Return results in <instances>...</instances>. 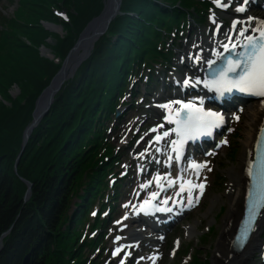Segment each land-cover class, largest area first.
Returning <instances> with one entry per match:
<instances>
[{"label": "trees", "instance_id": "obj_1", "mask_svg": "<svg viewBox=\"0 0 264 264\" xmlns=\"http://www.w3.org/2000/svg\"><path fill=\"white\" fill-rule=\"evenodd\" d=\"M27 4H32L30 10L14 20L18 27L8 26L19 29L26 40L10 48L6 36L0 41V238L9 231L3 238L0 264H85L83 253L97 246L93 236L103 222L81 240L76 221L99 195L97 190L108 188L101 182L112 169L115 154L95 151L109 130L104 118L112 120L129 75L138 78L157 66L170 67L174 48L170 42L187 30L189 17L196 24L206 21L212 3L122 0L121 14L57 93L50 112L30 136L21 158L26 166H19L15 173L14 163L25 127L33 121L38 95L61 68L87 23L104 9V0H31ZM56 9H65L69 19L55 16ZM44 21L60 25L63 34L48 30ZM44 46L53 58L40 53ZM13 86L20 89L16 98L10 92ZM23 179L32 184L28 201L23 198L28 189ZM74 197L80 201L69 215Z\"/></svg>", "mask_w": 264, "mask_h": 264}, {"label": "rangeland", "instance_id": "obj_2", "mask_svg": "<svg viewBox=\"0 0 264 264\" xmlns=\"http://www.w3.org/2000/svg\"><path fill=\"white\" fill-rule=\"evenodd\" d=\"M27 1L31 0H0V41L6 36L8 38L6 41L7 48L26 40L25 36L20 34L19 29L15 30L13 28L18 27L14 20L20 15H25L27 9L30 10L29 6L32 4L28 5ZM209 1L212 3V7L208 11V15H210L209 19L215 18V15L230 17L231 12L240 7V0H227L229 6L225 11L230 13L229 15L224 14L222 12L223 10L218 9L213 0ZM53 12L55 16L63 20L69 19L65 9H56ZM247 13H251L252 15L264 14V3L262 6L252 7L251 10H247ZM47 23L50 22L44 21V25ZM9 24L13 27L11 30L8 28ZM206 25L203 24V26L198 25L194 27L189 35V32L185 31L186 36L177 42V48L175 49L177 54L174 55L175 51L172 50L174 55L171 59L172 65L169 64L170 67H168V65V68L156 67L154 69L156 73L153 75L154 80L151 85L147 83L148 76L140 81V79L132 78V76L129 75L126 92L124 91L123 95L118 97V106L112 120H106V118H104L105 126L109 127V130L103 135L95 151L104 155V153L113 150V154H115L111 157L113 160L111 162L113 167L108 171L105 177L102 178L101 182L104 184L107 183L108 188H105V190H97L99 191V195L93 199L95 203L93 204L92 202L88 205L84 212V216L76 221L78 224V231L81 234L79 239L81 240H84L86 235L91 236L93 231L96 232L97 226L95 225H97L98 222H103L102 228L93 236L95 237L94 239L98 240L97 246L90 250H86L85 253H83L84 250L81 252L86 256L84 260L85 264H196L197 262L212 264L213 252L215 251L218 244L217 241L222 233L221 225L227 214V208L225 206L227 201L226 193L229 191L230 183L227 171L233 164L238 166L237 162L240 156L241 140L243 138L242 128L245 115L241 106H238L235 110L226 112L229 117L226 121V130L223 132L224 134L222 136L217 138V142L221 143L222 146L210 149L206 155L212 159L210 160L209 158L207 163L212 161L208 177L210 182L213 180V183L208 188L207 192L203 190L206 192L204 199L201 202L199 199L196 200L195 205L184 213L183 219L180 220L182 215L172 223L167 224V226L163 228L162 233H157L152 230L143 232L142 230L140 235L130 236L134 231L137 232L141 228H138L129 218V214L132 210L136 209L139 204L144 203L148 194L157 189L159 182L155 181L156 176L161 177L163 174L162 177H164V179H162V182L167 183L169 179L172 177L177 178L180 174L175 168L170 171L164 170L161 164H159L161 165L159 166L160 168L153 169L146 174H141L140 171L146 170L151 162L160 159L157 152L160 151L161 147H165L166 143H162L161 147H156L158 143L155 142V129L158 125H164V118L163 115L157 111L158 108L156 109L155 107H157V105H162L161 102L165 101L164 99H168V97L172 95L171 93H175L180 89V80L177 81L179 82L178 86L172 83L170 84L167 81L164 89L162 87V80H164L163 78L165 75H168V80L175 82L174 80H176L175 78L178 76V73H183L182 69L177 65L179 62L181 63V54L186 51L185 46L198 36L204 35V37H209V34H212L214 30L210 31L208 28L206 31L204 28ZM57 26L61 27L60 25ZM230 28L231 26H227V28L221 31L224 33V31ZM63 31L64 30L55 32L63 34ZM44 48H46L49 53L44 54L41 53V51L40 53L50 58L49 54H52V52H50L48 47L44 46ZM65 59L66 57L61 61L62 65ZM56 61L58 60L56 59ZM84 61L78 64L74 73L75 75ZM169 68L170 71H167ZM148 87L149 89H153H151L152 92H145V89ZM132 89L136 90L134 96H132L131 93ZM10 92L12 97L16 98L20 94V89L13 86ZM163 94L164 96L161 100L156 103L155 101L157 98ZM192 96L193 95L186 96L185 98L190 100ZM128 103L131 104V106H126L124 118L122 120L118 119L116 116L118 108ZM132 105H134L133 108ZM236 117H239V119ZM36 127L32 129L33 132ZM82 137L83 136H81V138ZM228 138L231 139L230 145L227 141ZM19 154V157L17 156L14 163L15 173H17L19 166H26V161L21 159L24 153L21 157ZM165 156L164 158L161 157L162 163L166 161ZM30 168L34 167L30 166ZM23 181L27 186L26 182L28 180L23 179ZM31 188L32 186L30 188L28 186L23 197L26 201L30 198ZM109 194L112 198L110 201L109 199L107 200ZM114 194H117V196L115 197ZM216 197V204L209 209L212 200ZM100 200H103L106 206L102 207L101 204L103 203H100ZM79 201L77 197L73 198L70 205L71 208L68 211L69 215H72L73 211L77 209L74 203ZM134 205L135 207H133ZM80 220L82 221L81 224ZM89 226H92L93 230L89 228ZM189 226L192 228L191 233L188 232L187 229ZM117 237H119V239H117ZM258 240L261 249H253L250 253V258L242 262V264L262 263L264 257V254L261 252H264V227L261 230V235ZM117 249H120V251L116 255H113ZM259 250L261 251L259 252Z\"/></svg>", "mask_w": 264, "mask_h": 264}, {"label": "bare ground", "instance_id": "obj_3", "mask_svg": "<svg viewBox=\"0 0 264 264\" xmlns=\"http://www.w3.org/2000/svg\"><path fill=\"white\" fill-rule=\"evenodd\" d=\"M243 1L241 0V2H239L240 7H243ZM105 3V2H104ZM224 14H229L227 13V11H225V9L222 11ZM230 18L232 19V22H234V26H231V29H229L228 31L224 32V33H220L217 36H212L210 35L209 37H204V35L202 36H198L196 39H194L192 42H190L188 45L185 46L186 51L182 52L181 54V62H183V64L178 63V67L180 69H182L185 73H188L186 75V78H188V80H195V81H201V76H199V71H202V68L204 66V64H207L206 62L210 61V59H213L214 57H216V55L218 53H220L221 51H224V47L222 45L227 44L228 46L236 43L238 41V39L233 36V34L231 33L232 31L234 32V34H240L238 32H241L242 30H248L247 34H252L251 33V29H253L254 27H257L261 21H264V14H251V13H247V10H244L243 12H239L236 10H233L231 12V16ZM190 24V23H189ZM199 57V60H195L194 57ZM183 67V68H182ZM154 72H149V73H145V74H141L137 79L144 80V78L146 76H148V85L153 83L154 80ZM171 78V77H170ZM184 79V78H183ZM162 84L167 83L166 78L162 81ZM66 83V82H65ZM135 87V86H134ZM133 87V89H134ZM150 87V86H149ZM146 88L145 92H152L151 89ZM133 93L136 92V90H133ZM185 94L187 93L186 91L184 92ZM165 94V93H164ZM164 94L162 96H159L157 98V100L155 101L156 103L159 102L161 100V98L164 96ZM171 99H173L174 101H169L165 100L162 101L161 104H172L173 108H177L178 104L174 103L176 101V99H179V97H174L172 95ZM180 101H186L184 98ZM241 108L244 110V121H243V138L241 140V149H240V156L237 162L236 166L235 164H233V166H231L228 169V176H229V191L226 193V208H227V214L224 218V222L221 225L222 227V233L220 238L217 241V246L215 248V251L213 252V257H212V264H242V262L248 260V258H250V253L252 252L253 249H260L261 246L258 243V239L261 235V230L264 227V214L262 215V218L259 219L260 221V225L258 226L257 230L255 231L256 233L252 235L251 240L248 242L247 246L240 252V253H236V254H232L231 253V239H232V235H233V231L238 223L239 217L242 213V205H243V195L245 193V185L247 182V177H246V173H247V169H248V163L251 160L252 156H253V149H254V144L257 138V134H258V129L262 123L261 119L264 113V99L262 98H256L253 100H245L244 103H241L240 105ZM238 106H235V108L233 110H235L236 108H238ZM165 108L161 107V105H158V109L157 111L163 115V118H167L169 116V114L167 115L165 113ZM126 112V111H125ZM125 112L123 114L120 115V119L122 120L124 118ZM225 116H227V114L225 113ZM228 117V116H227ZM43 119V118H42ZM227 120L229 119L226 118ZM172 124L170 123H164L163 126L158 125L155 129L156 132V140L155 142L159 143H165L166 142V147L170 146L171 141L175 139L176 136H173V134L171 133L172 131ZM169 130V131H168ZM226 130V126L224 128V131ZM169 132L168 136H164V132ZM223 131V132H224ZM157 137H161L159 140H157ZM174 137V139H173ZM230 140L228 138V144L230 145ZM154 142V143H155ZM216 141L214 142V144H210L208 150H206L204 153L210 151V149L212 148H216ZM222 145V144H221ZM232 146V145H231ZM203 153V156H195L192 158H188L186 160V162L182 164V167L180 169H177L180 174L178 175L177 179L180 181V178L182 177L185 181L187 180H191L193 183L196 184H200L203 183L204 184V188L203 190H205L206 192L208 191V188L211 186V184L213 183V180L210 182L209 181V177H208V173H210V166H211V162L207 163L210 160L211 157H207L206 154ZM157 155L160 156V158L162 157L161 155H164V152L159 151L157 152ZM151 161V160H150ZM195 163V164H204L206 165V167H204V171L200 173V177L198 178L196 176V169H193L191 167V165ZM155 164V162H151L150 165ZM160 166V165H159ZM158 165L157 166H149L148 170L152 171L153 169H157L160 168ZM166 169V168H164ZM169 170V169H166ZM149 171H146V173H148ZM144 173V174H146ZM159 177V176H157ZM164 179V178H162ZM161 179V180H162ZM172 179L171 178L168 182H170ZM173 188V189H172ZM169 188L167 193H171L172 195H177V193H179L178 197L181 199L183 197V199H186V202H188V193L187 192H183L180 193V188L179 185H176L175 187ZM203 191L202 195L200 194V189H194L193 190V203L191 205H189V207H193L196 203V197H199V201L201 202L204 197L206 192ZM205 192V193H204ZM181 196V197H180ZM172 197V196H171ZM201 197V198H200ZM153 199V197H152ZM217 197L215 199L212 200L211 206L209 209H211L217 202ZM198 201V202H199ZM210 211V210H208ZM138 217V216H137ZM143 220H147V219H143ZM143 225L144 224H140L138 226H140V230H138L137 232L134 231V233H132L130 236H138L140 235V233L142 232L143 229ZM188 232L191 233V229L190 226L187 227ZM149 230V228L143 229V232ZM151 231V230H149ZM158 233H161V231H157ZM202 264V263H201ZM261 264H264V257H263V261Z\"/></svg>", "mask_w": 264, "mask_h": 264}, {"label": "snow or ice", "instance_id": "obj_4", "mask_svg": "<svg viewBox=\"0 0 264 264\" xmlns=\"http://www.w3.org/2000/svg\"><path fill=\"white\" fill-rule=\"evenodd\" d=\"M213 2L221 8H227L229 5L227 0H213ZM247 3V0H244ZM245 9L243 7H238L236 11L243 12ZM213 23L215 20L213 19ZM259 30V37H247V42L243 46L245 51L239 54L237 60L229 59L227 62V67L220 71L216 78L211 81H206L205 84L208 87L214 88L217 92L223 94L224 92H230L233 89L238 90L242 93H247L250 95H255L259 97H264V23ZM243 35V31H241ZM225 51H229L227 44L222 45ZM232 49L237 47L236 44H232ZM195 60L200 58L194 57ZM213 63V62H210ZM239 70V71H238ZM229 73H236L234 78L229 77ZM195 83H199L196 81ZM184 85H189V80L183 81ZM174 103L179 104V109H173L172 104H164L161 107L169 111V116L167 121L170 124H175L176 128L173 129L177 139L172 140V150L177 152L179 158V152L183 147L184 143L189 139H195L202 135H211L212 129L218 127L224 120L221 113L214 112L211 110H205L202 106L198 107L193 102L182 103L181 101H175ZM239 119V117H236ZM164 136H168L169 132H164ZM161 137H157L159 140ZM226 143V141H225ZM259 161L256 165H250L248 168V175L254 178L253 188L249 189L248 192V204H247V216L246 222L242 227V231L238 240H246L249 232L253 229L257 215L260 213L261 209H264V156H258ZM193 169H196V175L199 176V169L206 167L204 164L191 165ZM253 167L256 171L253 172ZM210 170V169H209ZM157 181L161 179L156 178ZM180 193H188V204L193 203V190L200 189V194L202 195L204 184H196L191 180L185 181L182 177L180 178ZM175 181L169 182V187L173 186ZM185 184L188 187H185ZM158 187H162L158 183ZM179 195V193H177ZM156 194H153V199H155ZM196 200L199 199L197 196ZM164 204L168 201L164 200ZM144 205H150V201H145ZM144 205L141 206V210L144 211ZM170 210V209H169ZM119 239V237H117ZM120 249H117L113 255H116Z\"/></svg>", "mask_w": 264, "mask_h": 264}, {"label": "water", "instance_id": "obj_5", "mask_svg": "<svg viewBox=\"0 0 264 264\" xmlns=\"http://www.w3.org/2000/svg\"><path fill=\"white\" fill-rule=\"evenodd\" d=\"M104 2V9L98 14V16L87 23L84 31L77 39L78 41L76 45L69 51L70 53L63 61L61 68L56 72V75L51 79L47 87H45V89L38 95V98L35 102V110L33 112V121L25 129V134L22 141L23 144L19 152L20 157L26 148L27 140L33 132L32 129L35 128L43 120L42 118L47 116V114L50 112V107L52 106L57 93L62 89L67 80L72 79L75 76L74 73L78 67V64L81 61L88 59V57L92 54V49L95 43L101 36L107 33L111 22H113L118 17V15L121 14L122 0H104ZM45 27L53 32L62 31V28L56 24L47 23L45 24ZM40 51L44 54L49 53L44 47L41 48ZM49 56L50 58H53L51 53ZM26 183L30 188L31 183L28 181ZM183 218L184 216L181 217V219ZM8 233L9 231L3 234L0 238V251L3 248L2 239L7 236Z\"/></svg>", "mask_w": 264, "mask_h": 264}]
</instances>
